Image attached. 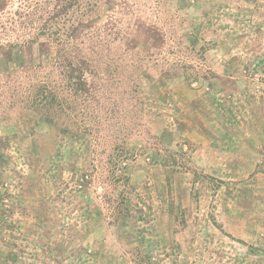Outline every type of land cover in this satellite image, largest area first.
<instances>
[{
	"label": "rangeland",
	"instance_id": "rangeland-1",
	"mask_svg": "<svg viewBox=\"0 0 264 264\" xmlns=\"http://www.w3.org/2000/svg\"><path fill=\"white\" fill-rule=\"evenodd\" d=\"M56 2L0 0V44L35 36ZM110 5L82 35L93 93L58 124L32 106L52 78L28 66L49 60L37 43L0 72V264H264V0ZM97 29L109 41L92 48ZM107 197L127 221L110 223Z\"/></svg>",
	"mask_w": 264,
	"mask_h": 264
},
{
	"label": "trees",
	"instance_id": "trees-1",
	"mask_svg": "<svg viewBox=\"0 0 264 264\" xmlns=\"http://www.w3.org/2000/svg\"><path fill=\"white\" fill-rule=\"evenodd\" d=\"M111 1L112 0H100L98 4L97 2L92 3L91 10L98 12L96 13L98 15L93 16L92 18L90 17L91 19L78 18L70 25V31L68 30V33L65 34V32H62V30L56 31L52 26H59V22L67 23L68 21H63V17L61 16L68 13L70 10H73V12L80 11L82 0H57L54 5L57 12L54 14L50 13L45 20L43 18L44 21L39 25L38 32L35 36L29 37L24 41H6L5 43L0 44V49H4L0 52L3 55L0 57V72L4 69H11V66H14L11 64V62L14 61L13 48L18 47L20 43L23 45L24 43H27L30 46L31 44L33 45V43H37L41 48V54H43L44 51L47 52L49 60H47V63L45 64L38 63L35 65L31 63L28 65L20 63V65H28L29 68L33 69H41L46 65L49 67L50 74H52L51 80H39L33 85L32 91L30 92L34 110H37L39 113H41L43 119L50 124H58L59 118H62L63 114L66 113L64 102H66L69 97L72 99H79V97L88 95L90 96V94L93 93L95 82V63L91 58V53L94 51H91L89 46H85L82 35L85 31V28H88V30L85 32L87 33L88 31L92 30L93 27L100 24L101 16L104 12L112 10V5H110ZM75 7H78V9L74 10ZM33 15H35V13H33ZM29 19L30 21L34 20L33 17H29ZM155 27H157V25ZM101 32L105 31L97 29V32L91 34L92 38L90 37L89 40L92 42V48H95L98 45L100 46L104 42L109 41L108 39H104V37H102ZM95 37L96 39H94ZM196 41L197 40L195 39L194 41L190 42H193L192 44L194 46ZM50 43L53 44L54 50H51ZM19 67L17 66V68ZM187 78L189 81L197 80L199 75L198 73L194 72L192 74H188ZM132 130L134 129L132 128L131 131ZM131 131L127 133V137ZM65 133H71L73 137L79 136L77 132L73 131L67 130ZM117 156H122L125 160L127 158L133 157L134 153L131 152L128 147H125L122 148V152ZM164 163L167 165V161ZM112 173L114 176H117L115 169L112 170ZM1 178L2 174L0 173V180ZM116 178H119V176ZM124 178L127 180L128 177L124 176ZM167 180H170L168 176ZM119 181L120 179H117V182ZM0 182L1 186L2 181ZM105 199H107V202L111 206L113 212V218L110 223L117 225L120 220H122V222L127 221L129 209L123 207L124 199H121L120 197H107ZM3 213L1 212L0 214V220L5 218ZM5 258L6 260L15 259V257L11 258L10 256Z\"/></svg>",
	"mask_w": 264,
	"mask_h": 264
}]
</instances>
